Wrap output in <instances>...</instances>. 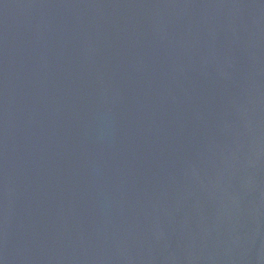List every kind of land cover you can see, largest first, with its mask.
I'll use <instances>...</instances> for the list:
<instances>
[{
  "label": "water",
  "instance_id": "95a60500",
  "mask_svg": "<svg viewBox=\"0 0 264 264\" xmlns=\"http://www.w3.org/2000/svg\"><path fill=\"white\" fill-rule=\"evenodd\" d=\"M0 264H264V0H0Z\"/></svg>",
  "mask_w": 264,
  "mask_h": 264
}]
</instances>
